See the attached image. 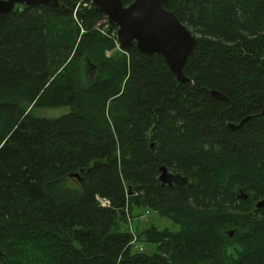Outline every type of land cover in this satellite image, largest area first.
<instances>
[{"label":"trees","instance_id":"trees-1","mask_svg":"<svg viewBox=\"0 0 264 264\" xmlns=\"http://www.w3.org/2000/svg\"><path fill=\"white\" fill-rule=\"evenodd\" d=\"M60 2L0 16V264H264V0L164 4L198 40L183 84ZM141 209L179 231L130 230Z\"/></svg>","mask_w":264,"mask_h":264},{"label":"water","instance_id":"water-1","mask_svg":"<svg viewBox=\"0 0 264 264\" xmlns=\"http://www.w3.org/2000/svg\"><path fill=\"white\" fill-rule=\"evenodd\" d=\"M169 1L134 0L127 6L124 0H91V3L96 11L107 17L110 26L117 28V40L121 50H129L136 45L142 54L161 55L177 82L183 84L190 81L185 76L184 69L197 47L198 40L178 20L174 12L164 8V4ZM18 6H45L51 9L62 7L60 0H0V16L14 11ZM210 93L218 100L225 99L216 91ZM262 114L264 115V111ZM248 119L238 125L229 123L228 126L231 129L239 128ZM159 181L163 186H172L184 184L188 179L169 171L166 166H160ZM241 198L246 199L247 195L243 194ZM256 208L264 209V199L257 202ZM233 236L234 232L231 231L229 237Z\"/></svg>","mask_w":264,"mask_h":264},{"label":"rangeland","instance_id":"rangeland-1","mask_svg":"<svg viewBox=\"0 0 264 264\" xmlns=\"http://www.w3.org/2000/svg\"><path fill=\"white\" fill-rule=\"evenodd\" d=\"M118 49V48H116ZM109 55V54H108ZM88 72H91L92 68L90 66L87 67ZM71 112L70 107H59V108H45V109H39L35 112L36 117L38 118H47V119H57L61 118ZM145 214L144 209H141L138 211V213ZM142 216V215H141ZM140 216V217H141ZM152 225H155L159 230H165L168 229L170 231L177 232L179 231V226L174 224L172 221H170L167 218L160 217L158 213L151 211L150 214L144 218L134 219L129 228L130 230H144ZM139 226V227H137ZM135 251H139L144 253L147 256H152L156 253V246L146 243L145 239L143 238L140 242L135 243ZM228 253L236 257L237 253L234 247H230L228 250Z\"/></svg>","mask_w":264,"mask_h":264},{"label":"built area","instance_id":"built-area-1","mask_svg":"<svg viewBox=\"0 0 264 264\" xmlns=\"http://www.w3.org/2000/svg\"><path fill=\"white\" fill-rule=\"evenodd\" d=\"M91 1V0H90ZM103 26V33L105 32V30L108 28V26H109V23H108V19H106V20H104L103 22H101L100 24H98V28L100 27V26ZM115 34H113V36H114ZM116 45H117V48L118 49H120V47H119V44H118V40H117V34H116ZM98 200H99V202H100V204L102 205V206H107L108 204H109V202L107 201V200H105V199H102V198H98ZM150 213H148L147 211L145 212V214H142V216L141 217H139V218H144V217H146V215L148 216ZM134 236H136V235H134ZM136 237H135V239H134V241H133V244H135L136 243Z\"/></svg>","mask_w":264,"mask_h":264},{"label":"flooded vegetation","instance_id":"flooded-vegetation-1","mask_svg":"<svg viewBox=\"0 0 264 264\" xmlns=\"http://www.w3.org/2000/svg\"><path fill=\"white\" fill-rule=\"evenodd\" d=\"M245 201L248 200V198L244 199ZM258 202V201H257ZM257 202H255V208H256V204ZM257 209V208H256ZM257 210H264V209H257Z\"/></svg>","mask_w":264,"mask_h":264}]
</instances>
